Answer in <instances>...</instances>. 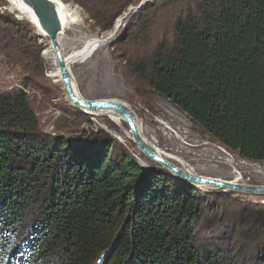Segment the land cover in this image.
Returning <instances> with one entry per match:
<instances>
[{
	"label": "trees",
	"instance_id": "1",
	"mask_svg": "<svg viewBox=\"0 0 264 264\" xmlns=\"http://www.w3.org/2000/svg\"><path fill=\"white\" fill-rule=\"evenodd\" d=\"M75 1L106 31L134 0ZM158 2L181 13L171 39L138 57L137 75L223 145L264 161V0L185 9L181 0L148 1L113 47ZM39 122L26 91L0 93V264H244L198 238L197 189L145 172L106 137L45 139ZM257 246L255 264H264V239Z\"/></svg>",
	"mask_w": 264,
	"mask_h": 264
},
{
	"label": "rangeland",
	"instance_id": "2",
	"mask_svg": "<svg viewBox=\"0 0 264 264\" xmlns=\"http://www.w3.org/2000/svg\"><path fill=\"white\" fill-rule=\"evenodd\" d=\"M62 1L77 10L74 20H70L60 35L63 54L69 57L79 51L88 38L108 30L102 31L75 0ZM140 1L134 0L128 9ZM181 1L185 2V9L197 0ZM164 4L158 2L149 14H141L140 26L131 39L113 47L137 10H132L127 17L124 12L120 16L125 19L113 40L88 58L69 64L78 92L87 99L127 102L135 110L144 135L164 154L181 158L194 173L227 180L239 174L245 184L264 185V161L245 159L238 151L223 145L137 75L135 68L142 62L138 57L145 54L151 58L158 43L172 37L175 19L181 12L176 13L178 8L172 5L167 8ZM112 15L104 14V17ZM26 19L19 11L10 9L8 1L0 0V93L27 92L43 138L91 144L99 137H106L115 141L119 152H130L145 172L156 171L173 182L186 183L138 148L126 133L129 131L126 121L120 127L107 114L88 113L70 102L61 80L57 82L48 76L46 68L48 66L49 70L50 65L42 50L49 36H42ZM138 42L144 43L139 49ZM192 187L198 190V205L203 210L195 223L198 238L217 241L224 251L229 248L238 263L255 264L261 254L257 250L258 242L264 239V195L229 190L220 194Z\"/></svg>",
	"mask_w": 264,
	"mask_h": 264
},
{
	"label": "water",
	"instance_id": "3",
	"mask_svg": "<svg viewBox=\"0 0 264 264\" xmlns=\"http://www.w3.org/2000/svg\"><path fill=\"white\" fill-rule=\"evenodd\" d=\"M31 1L36 12L35 15L38 22L37 24L50 38L52 48L55 51V55L59 64L61 83L67 97L74 106L88 113L105 109L114 110L117 112L128 123L129 129L132 133L131 139L141 151H143L147 156L156 162L165 166L179 179L192 186L199 187V185H211L223 188L224 191L229 190L248 194L264 195V185L235 183L232 180H227L220 177L198 175L175 166L173 163L161 156L157 152L156 148L152 147L144 140L141 132L138 130V116L135 110L127 102L115 99H87L83 97L75 88V80L71 74L69 65L67 64L62 51L60 35L64 28L56 0ZM148 1L149 0H141L137 6H131L132 8H130L128 14L130 15L133 11L143 9Z\"/></svg>",
	"mask_w": 264,
	"mask_h": 264
},
{
	"label": "bare ground",
	"instance_id": "4",
	"mask_svg": "<svg viewBox=\"0 0 264 264\" xmlns=\"http://www.w3.org/2000/svg\"><path fill=\"white\" fill-rule=\"evenodd\" d=\"M7 1L9 2V8L10 9L17 10L21 14L26 16L28 18L26 20H28V22L30 24H32L35 27V29L41 33L42 36H44L45 38L48 37V35L37 24L38 22H37L36 15H35L36 12H35V9L33 7V3L31 0H7ZM56 3H57L58 8H59V13H60L61 21L63 24V28L65 30V28H67V25L69 24L70 20H74V17H75L77 10L75 8L71 7L70 5L65 4V2H63L62 0H56ZM130 8H132V7H130ZM127 15H128V13H126L125 16H127ZM124 19L125 18L120 16L115 22L114 30L111 29V30H108L106 33H103L101 35H96V36L88 38L84 42L83 47L79 51L73 53L69 57L64 56L67 64L69 65L71 62H74L79 58H82V59L88 58L89 56H91L92 53H94L98 49L102 48L103 46H106L111 40H113V38L115 37V33L118 32L117 30H119L120 26H122ZM42 54H43V57L48 60L49 65H50V69L47 70L48 76L52 77L55 81L60 82L61 78H60L59 64H58V61H57V58L55 55V51L52 48L51 41L48 38L45 41V47L42 50ZM75 88L77 90V86ZM93 113H95V114H97V113L107 114L112 119V121L115 122L120 127H123V122H125L124 118L122 116H120L117 112H115L114 110L105 109V110L95 111ZM137 123H138V130L141 132V135L143 136L144 140L149 145L156 148L157 152L161 156H163L169 162L173 163L175 166H177L183 170H186L188 172L194 173L192 167H189L178 156H172L169 154H164L161 151V149H159L157 147V145L155 143H153V141H151L150 139H148L144 135V133L142 131V127L140 126L141 125L140 122L138 121ZM126 133L129 136H132L130 129H129V131L127 130ZM231 180L235 183H244L241 180V176L239 174H237ZM199 187L204 188L206 190H212V191H218V190L224 191L223 188L211 186V185H199Z\"/></svg>",
	"mask_w": 264,
	"mask_h": 264
}]
</instances>
